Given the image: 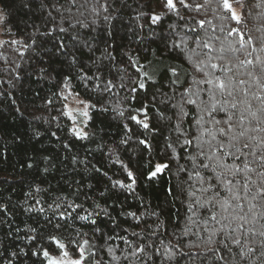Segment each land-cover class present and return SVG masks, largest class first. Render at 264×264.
I'll return each mask as SVG.
<instances>
[{
    "label": "snow or ice",
    "instance_id": "obj_1",
    "mask_svg": "<svg viewBox=\"0 0 264 264\" xmlns=\"http://www.w3.org/2000/svg\"><path fill=\"white\" fill-rule=\"evenodd\" d=\"M16 2L12 0L13 4ZM18 2L26 10L25 15L36 5V0ZM39 3L48 7L46 0ZM67 3V9H57L62 20L66 19L63 11L70 13L77 0H67ZM149 5L160 7V11L153 7L148 13L151 25L162 23L171 13L183 24H170V35L161 34L163 48L152 49L156 64L149 61L147 71L139 56L134 60L125 52L127 61L117 62L107 44L101 55L95 56L98 49L87 42L81 44L75 36L73 46H79L77 51L88 48L87 62L71 51L61 37H57L61 42L53 44L51 52L44 48L47 41L38 42L36 38L30 42L0 38V48L7 46L20 57L27 55L35 62L34 70L41 78L56 80L58 91L52 96L60 108L52 120L67 117V131L76 141L94 135L87 130L93 114L111 110L120 118L127 137H122L118 146L128 144L132 138L128 133L135 125L144 130L136 136L137 147L143 146L141 152L151 153L152 140L157 134H163L162 125L166 123L169 135L164 136L163 151L167 160L149 159L142 170H134L130 161L125 163L119 158L117 146L109 147V153L116 156L115 162L120 164L125 179H112L96 165L92 169L108 177L112 189L130 192H135L134 186L140 177L151 183L165 173L175 175L178 183L166 189V196L181 201L182 223L173 229L170 239H160L157 243V233L164 223L158 211L146 210L139 215L136 211H121L120 216L138 222L136 227L144 223L139 232L131 233L130 239L127 233L131 226L122 227L107 206L96 203L88 210L60 195L47 204L52 217L45 221V230L30 229L35 235L28 237L34 245L29 246L28 253L23 248L11 252L6 249L7 255L0 253V259H6L7 264H13V258L19 264L24 257L29 260L36 257L32 264H264V23L257 29L258 36L250 31L246 33L242 27L253 12L264 19V0H255L252 5L247 0H144L143 6ZM109 7V0L100 5L105 12ZM208 8L214 16L203 14ZM182 10H187L189 15H183ZM91 11L98 13L99 10L93 7ZM48 15L51 17L52 13ZM10 20L5 4L0 7V36L12 33V28L7 27ZM78 23L88 27L82 21ZM56 27L60 34L68 31L63 26ZM178 27L182 30L178 31ZM52 31L49 29L40 35L51 36ZM172 54L186 61L190 68H184L183 64L165 65L166 55ZM54 56L64 59L53 66ZM45 57L46 67L43 66ZM0 59H5L4 52H0ZM74 81L79 84L73 86ZM149 84L155 88L150 99L147 98ZM157 84L160 86L156 87ZM81 85L83 93L78 90ZM166 86L169 92L163 91ZM46 102L52 104L53 100ZM74 142L65 141L64 147L68 149ZM72 161L75 163L77 157L73 156ZM174 163L175 172L172 171ZM78 193L79 189L73 195ZM36 204L40 205L41 201L36 200ZM3 207L0 205V209ZM38 210L44 213L45 207ZM101 213L112 221L111 227L96 219ZM143 216L156 218L155 229L142 221ZM56 217L59 219L55 220ZM76 221L90 222L85 226L91 233L83 232V226L78 227ZM49 228L51 231H47ZM98 240L104 244L96 243ZM113 240L121 241L123 246L113 247L110 243Z\"/></svg>",
    "mask_w": 264,
    "mask_h": 264
},
{
    "label": "trees",
    "instance_id": "obj_2",
    "mask_svg": "<svg viewBox=\"0 0 264 264\" xmlns=\"http://www.w3.org/2000/svg\"><path fill=\"white\" fill-rule=\"evenodd\" d=\"M46 3L48 7H43L40 6L39 0H36L32 11L25 15L26 10L19 7L18 0L15 4L12 0H0V7L5 4L8 6L11 20L7 27L12 28L11 34L5 33L0 38L22 39L26 42H30L31 38H36L38 42L47 41L44 48L51 52L54 51L52 45L61 42L57 37H61L62 42L67 44L71 51H75L81 59L87 62L90 55L88 48L83 47L77 51L79 46H73L75 36L81 44L87 42L93 49H98L95 56L101 55L106 44L117 62L127 61L125 52L130 54L134 60L139 56L140 63L145 64L147 71L149 61L153 65L156 64L152 49L162 50L163 48L160 41L161 34L170 35V24H183L175 13H171L163 18L162 23L151 25L147 15L153 7L156 11H160V7L149 5L146 8L143 6L144 0H115L114 3L109 0L110 7L107 12L100 8L104 0H89L88 3H85V0H77V5L72 7L70 13L63 11V16L66 17L64 20L61 19V11L57 9H67L69 7L67 0H46ZM247 3L252 5L255 0H247ZM93 7L99 10L98 13L91 11ZM237 7L239 8V5ZM49 12L52 13L51 17L48 15ZM138 13H144V15L139 16ZM182 14L187 17L189 12L182 10ZM203 14L209 17L214 16L211 8ZM245 15L247 16V12ZM105 16H110V19L105 20ZM52 17L55 19L53 20ZM81 21L88 27H81L78 23ZM262 23L264 19L253 12L246 25L242 27L246 33L250 31L254 36H258L260 33L257 29ZM57 25L63 26L68 31L60 34ZM49 29H53L51 36L40 35L48 33ZM177 30L182 29L178 27ZM0 52L5 53V59H0V205L4 206L0 209V253H5L6 249L7 252H11L19 248H23L24 252L28 253L29 246H34L28 237L35 235L30 229L36 228L39 232L45 230V221L52 217V212L47 210V204L53 203L60 195L82 204L83 208L88 210H91L96 203L107 206L111 215L116 217L122 227L131 226L127 233L130 239H132L131 233L139 232L140 228L144 227V223L136 227L138 223L136 220L120 216L119 213L136 211L139 215L146 210L158 211L160 220L164 223L157 233L156 242L159 243L160 239L165 241L170 239V233L180 226L184 217L181 201L175 197L166 196V189L178 183L177 177L165 173L158 181L151 183L140 177L137 185L134 186L135 192L126 189H112L108 177L97 174L92 169V165L106 171L112 179H125L120 164L115 162L116 156L109 153V147H117L122 137L127 138L120 118L116 117L111 110L104 114H93V120L89 122L87 130L94 135H90L89 139L76 141L67 131L69 127L67 117L52 120L53 116L58 115L57 109L60 108L59 102L52 96L53 92L58 91L56 80L41 78L34 70L35 62L30 61L27 55L20 57L18 52L7 46L0 48ZM63 59V56H54L53 66ZM46 62L45 57L43 65L45 67ZM164 64H183L184 68H190L182 58H175V54L166 55ZM17 74L19 79H16ZM77 84H79L78 81L73 82V86ZM159 86V84L156 85V87ZM78 90L83 93V86L81 85ZM163 91L169 92V87H164ZM153 92L155 88L149 84L148 99L151 98ZM120 94L124 95L123 92ZM91 95L95 101V94ZM49 99L53 100L52 104L46 102ZM143 99L145 97L141 93V100ZM125 113L127 114V109ZM155 123L156 120L153 118V124ZM162 126L163 134H157L152 140L153 151L149 153L140 151L143 146L137 147L136 136L144 130L132 125V131L128 133V136L132 138L128 144L119 145L117 148L119 158L125 163L130 161V167L134 170H142L149 159L153 162L167 160L168 156L163 149L164 136L169 135V131L166 123ZM69 140L75 142L66 149L64 143ZM73 156L77 157L75 163L72 161ZM29 164L32 166L29 167ZM172 171L175 172V163ZM137 176H139V171H137ZM37 188L40 189L39 192L36 191ZM77 189H79L78 195H73ZM101 193L104 195L101 196ZM36 200H40L41 204L37 205ZM39 207H45V212L40 213ZM29 208L32 211H28ZM58 219L59 217L55 218V220ZM96 219L104 221L109 227L112 226V221L102 213ZM141 219L147 224H152L155 229V217L143 216ZM55 220H53L54 223ZM125 220L127 223H123ZM75 223L78 227L83 226V232L91 233V229L85 226L90 222L76 221ZM100 227L105 232L108 231L104 224H100ZM120 235H125V233L120 232ZM96 243L103 245L104 241L98 240ZM110 243L113 247L123 246L119 240H113ZM36 259L32 257L29 260L24 257L19 260V264H32V261ZM0 264H7V260L0 259ZM13 264H17L15 258H13Z\"/></svg>",
    "mask_w": 264,
    "mask_h": 264
},
{
    "label": "rangeland",
    "instance_id": "obj_3",
    "mask_svg": "<svg viewBox=\"0 0 264 264\" xmlns=\"http://www.w3.org/2000/svg\"><path fill=\"white\" fill-rule=\"evenodd\" d=\"M238 8V7H237Z\"/></svg>",
    "mask_w": 264,
    "mask_h": 264
}]
</instances>
